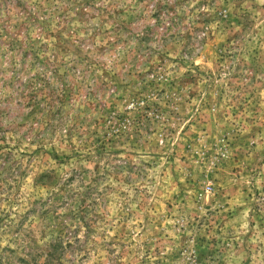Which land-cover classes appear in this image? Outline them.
<instances>
[{"label": "rangeland", "instance_id": "obj_1", "mask_svg": "<svg viewBox=\"0 0 264 264\" xmlns=\"http://www.w3.org/2000/svg\"><path fill=\"white\" fill-rule=\"evenodd\" d=\"M0 264H264V0H0Z\"/></svg>", "mask_w": 264, "mask_h": 264}]
</instances>
